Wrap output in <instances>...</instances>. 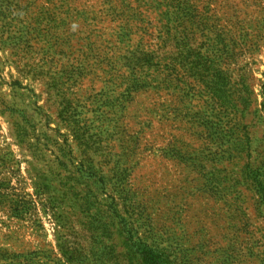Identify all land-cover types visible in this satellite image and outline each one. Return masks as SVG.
<instances>
[{"label": "rangeland", "instance_id": "1", "mask_svg": "<svg viewBox=\"0 0 264 264\" xmlns=\"http://www.w3.org/2000/svg\"><path fill=\"white\" fill-rule=\"evenodd\" d=\"M143 245L264 264V0H0V264Z\"/></svg>", "mask_w": 264, "mask_h": 264}, {"label": "trees", "instance_id": "2", "mask_svg": "<svg viewBox=\"0 0 264 264\" xmlns=\"http://www.w3.org/2000/svg\"><path fill=\"white\" fill-rule=\"evenodd\" d=\"M143 251L142 255L145 257V259L151 261V264H161L160 257L158 255H152L151 251L148 249L149 247L146 245H143ZM155 254V253H154Z\"/></svg>", "mask_w": 264, "mask_h": 264}]
</instances>
